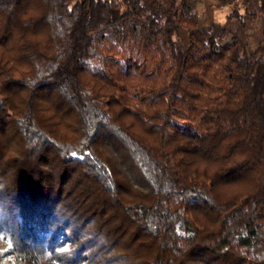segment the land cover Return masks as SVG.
<instances>
[{
	"label": "trees",
	"instance_id": "1",
	"mask_svg": "<svg viewBox=\"0 0 264 264\" xmlns=\"http://www.w3.org/2000/svg\"><path fill=\"white\" fill-rule=\"evenodd\" d=\"M198 1L0 0V264H264V0Z\"/></svg>",
	"mask_w": 264,
	"mask_h": 264
},
{
	"label": "rangeland",
	"instance_id": "2",
	"mask_svg": "<svg viewBox=\"0 0 264 264\" xmlns=\"http://www.w3.org/2000/svg\"><path fill=\"white\" fill-rule=\"evenodd\" d=\"M243 0H235L234 3L216 7V0H200L196 3V9L199 12L202 23H215L235 31L241 41L249 50H252L261 36L259 22H245L240 26L236 21L229 20L228 16L237 9L239 13L243 11ZM8 244L6 238L0 233V247H6ZM42 264H58L55 261Z\"/></svg>",
	"mask_w": 264,
	"mask_h": 264
}]
</instances>
